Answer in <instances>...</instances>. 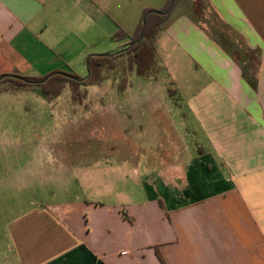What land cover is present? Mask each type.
I'll return each mask as SVG.
<instances>
[{
  "label": "crops",
  "instance_id": "crops-1",
  "mask_svg": "<svg viewBox=\"0 0 264 264\" xmlns=\"http://www.w3.org/2000/svg\"><path fill=\"white\" fill-rule=\"evenodd\" d=\"M167 1L0 0V74L81 77ZM206 1L220 41L202 13L173 12L155 76L119 91L112 72L81 104L69 89L46 101L47 138L6 162L18 193L49 185V202L7 221L2 263L264 264V0ZM88 126L97 146L78 159L64 143Z\"/></svg>",
  "mask_w": 264,
  "mask_h": 264
},
{
  "label": "rangeland",
  "instance_id": "rangeland-1",
  "mask_svg": "<svg viewBox=\"0 0 264 264\" xmlns=\"http://www.w3.org/2000/svg\"><path fill=\"white\" fill-rule=\"evenodd\" d=\"M183 1L175 7L173 10L174 13L179 11L186 12L189 10L193 11L195 14L202 13L203 15L199 17L203 25L217 41H220V35L224 36L223 34L229 31L217 20L206 0H197L194 9L190 4L188 5V0ZM228 36L230 42L234 43L239 40L230 33ZM251 63L255 65L254 61H251ZM85 69L87 74H82V78L88 76L87 66ZM113 88L114 87L111 86L106 88V90H113ZM93 89H96V87H88L90 91ZM60 105L69 106L68 101L66 102L64 99ZM47 108L48 103L34 91L0 94V243L2 237L5 235L4 229L7 221H10L18 214L19 210L28 208L35 203L44 205L49 202L50 195L47 193L49 191V185L41 187L36 184L35 187L31 188L32 195L27 192L18 193V183L14 178V174L11 172L12 164L6 162L8 157H10L16 149L22 147V145L26 150L28 148L32 150L37 144L47 138L46 132L44 134V127H40V124H43L40 118L44 116L38 114L40 110L44 111ZM45 117L50 118L51 116L47 114ZM54 117H57V115H54L53 118ZM91 131V127L88 126L82 133H80V131L76 133L77 137L80 136L79 140L77 137H69L67 139L64 146H66V150H68L70 155H74L78 159L92 156L93 147L95 145L97 146L98 140L91 137ZM73 133L75 132L73 131ZM82 139L85 140L83 141ZM99 146L102 147L101 145ZM104 158H106V156H100L101 161L104 160ZM0 264H4L1 259Z\"/></svg>",
  "mask_w": 264,
  "mask_h": 264
},
{
  "label": "trees",
  "instance_id": "trees-1",
  "mask_svg": "<svg viewBox=\"0 0 264 264\" xmlns=\"http://www.w3.org/2000/svg\"><path fill=\"white\" fill-rule=\"evenodd\" d=\"M183 0H168L162 10L148 9L144 12L135 33L129 36L119 31L114 39H129L126 48L115 54L90 55L86 61L88 76L80 77L74 71H56L43 77H30L17 74L0 75V94L34 91L47 102H53L65 89L71 92L73 104H81L88 95V87L100 85L112 72H120L118 90L123 91L128 85L129 76L150 77L159 72L156 43L159 34L168 23L171 13ZM256 87V79L250 82ZM173 96V92L170 91Z\"/></svg>",
  "mask_w": 264,
  "mask_h": 264
}]
</instances>
